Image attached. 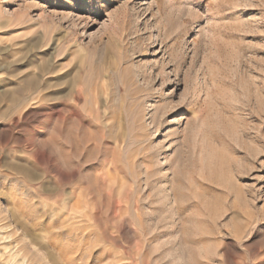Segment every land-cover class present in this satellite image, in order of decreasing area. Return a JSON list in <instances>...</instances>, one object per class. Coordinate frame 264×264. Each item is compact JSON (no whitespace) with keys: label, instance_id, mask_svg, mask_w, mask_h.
Wrapping results in <instances>:
<instances>
[{"label":"rangeland","instance_id":"374dc122","mask_svg":"<svg viewBox=\"0 0 264 264\" xmlns=\"http://www.w3.org/2000/svg\"><path fill=\"white\" fill-rule=\"evenodd\" d=\"M0 221V264H264V0H0Z\"/></svg>","mask_w":264,"mask_h":264},{"label":"bare ground","instance_id":"6f19581e","mask_svg":"<svg viewBox=\"0 0 264 264\" xmlns=\"http://www.w3.org/2000/svg\"><path fill=\"white\" fill-rule=\"evenodd\" d=\"M13 100V99H12ZM1 222V221H0ZM2 227V226H1ZM4 228V227H3ZM2 230V229H1ZM4 230V229H3Z\"/></svg>","mask_w":264,"mask_h":264}]
</instances>
